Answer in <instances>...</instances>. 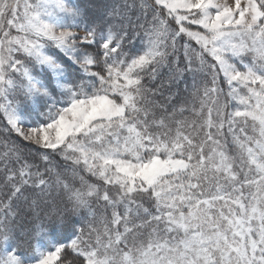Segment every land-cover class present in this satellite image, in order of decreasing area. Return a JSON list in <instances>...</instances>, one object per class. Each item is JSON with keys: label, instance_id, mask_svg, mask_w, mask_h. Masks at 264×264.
I'll list each match as a JSON object with an SVG mask.
<instances>
[{"label": "snow or ice", "instance_id": "1", "mask_svg": "<svg viewBox=\"0 0 264 264\" xmlns=\"http://www.w3.org/2000/svg\"><path fill=\"white\" fill-rule=\"evenodd\" d=\"M93 7L0 0V264H264V0Z\"/></svg>", "mask_w": 264, "mask_h": 264}, {"label": "rangeland", "instance_id": "2", "mask_svg": "<svg viewBox=\"0 0 264 264\" xmlns=\"http://www.w3.org/2000/svg\"><path fill=\"white\" fill-rule=\"evenodd\" d=\"M79 2L82 5H86L89 8V11L90 12H97L100 9H97L95 7L92 8L91 6H93V4H103L105 2V0H79ZM228 2L231 3L232 0H228ZM93 9H94V11H93ZM193 27H195V26H193ZM12 31H13V34H15V31L14 30H12ZM181 56H182V53H181ZM162 71L163 72H166L167 70L166 69H163ZM185 87H187L188 91H185ZM178 89H179V92H180V96L173 103L179 105L180 103H183L185 100H188L189 103H188L187 107L189 108V111H186L184 115L188 119L191 120V119L194 118L192 116L191 111H190V108H191V100H192L191 95H190V93L192 91V76H191V74H188L187 77H186V79L184 81H181V83L178 85ZM173 91H176V88H174ZM226 92H227V88L225 87V93ZM160 99H163V98H160ZM225 99H226V96H222L221 97V101H223ZM196 107H199L198 101L196 103ZM169 110H171V106H169ZM227 110L228 111H231L232 110V103H229ZM5 125H6V122L4 121L2 114H0V131L5 132L4 131ZM228 140H229V142L231 141V137L230 136L228 137ZM84 175H85V178L86 179H89V180L92 179V178L88 177L87 174H84ZM76 183H77V186H79V181L78 180H77ZM63 203H64V197H63V195H61V197H58L56 199L55 205L58 208H62L63 207ZM143 203H144V206L145 207H148L150 211H153V212L155 211V209H154V207L152 205V201L149 200V199H147V197H145V199L143 200ZM102 204H103V202H100V204L94 205V207L97 208L98 212H103L104 211V209L102 207ZM42 207H44L45 211H47V210H49L52 207V205H42ZM120 211L123 212V208H120ZM106 214L110 218V216H111V209L110 208L108 209V211H107ZM143 216H144V213L141 211L140 217L139 218H136V223H140L141 220H142V218H143ZM40 219H44V214L43 213H41ZM22 223H23V226L26 229H32L35 224L39 223V220H36V219H30V220L29 219H25V220L22 221ZM149 231H150V228L142 229L141 232L143 233V235L140 236V237H138V238L139 239H146L147 238V234H148ZM58 238H60V237H58Z\"/></svg>", "mask_w": 264, "mask_h": 264}, {"label": "trees", "instance_id": "3", "mask_svg": "<svg viewBox=\"0 0 264 264\" xmlns=\"http://www.w3.org/2000/svg\"><path fill=\"white\" fill-rule=\"evenodd\" d=\"M85 6H86V5H85ZM91 7L93 8V6H91ZM93 11H94V9H93ZM0 138H1V139L9 138V139H11V140H13V141H17V142H19V138L16 137L15 134H12L10 137H8V134L5 133V132H3V131H0ZM31 147H32L31 145L26 146V149H25L26 154H27V149H29V148H31ZM29 158H31V159H37L38 157H37L35 154H31ZM68 256H69V258L74 259V257L72 256V254H71L70 251L68 252Z\"/></svg>", "mask_w": 264, "mask_h": 264}]
</instances>
